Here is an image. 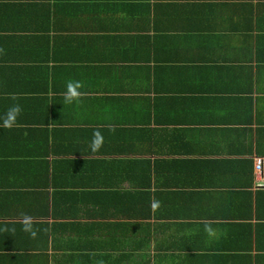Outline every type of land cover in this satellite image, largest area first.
I'll use <instances>...</instances> for the list:
<instances>
[{
	"label": "crops",
	"instance_id": "1",
	"mask_svg": "<svg viewBox=\"0 0 264 264\" xmlns=\"http://www.w3.org/2000/svg\"><path fill=\"white\" fill-rule=\"evenodd\" d=\"M12 103L0 264H264V0H0Z\"/></svg>",
	"mask_w": 264,
	"mask_h": 264
},
{
	"label": "clouds",
	"instance_id": "2",
	"mask_svg": "<svg viewBox=\"0 0 264 264\" xmlns=\"http://www.w3.org/2000/svg\"><path fill=\"white\" fill-rule=\"evenodd\" d=\"M79 87V84H72L70 83L68 85V93L65 97V100L67 103H72L74 99L77 98V88ZM16 98L13 97V100H15ZM22 113V107L19 103H12L11 105H9V107L7 108L5 114L0 117V122H2V126L4 127H8L11 128L17 121V118L21 115ZM101 141L100 139H94L92 144H91V150L92 151H97L99 150V148L101 147ZM158 203H154L153 204V208L157 207ZM23 230L25 232L31 233L32 235H35L34 232V225L33 222L31 221V219H26L23 222ZM209 231H211V229H207Z\"/></svg>",
	"mask_w": 264,
	"mask_h": 264
},
{
	"label": "built area",
	"instance_id": "3",
	"mask_svg": "<svg viewBox=\"0 0 264 264\" xmlns=\"http://www.w3.org/2000/svg\"><path fill=\"white\" fill-rule=\"evenodd\" d=\"M255 162V188H264V155H256Z\"/></svg>",
	"mask_w": 264,
	"mask_h": 264
}]
</instances>
